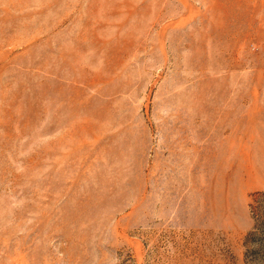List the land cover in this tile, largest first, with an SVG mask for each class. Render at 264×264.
I'll list each match as a JSON object with an SVG mask.
<instances>
[{"label": "rangeland", "instance_id": "rangeland-1", "mask_svg": "<svg viewBox=\"0 0 264 264\" xmlns=\"http://www.w3.org/2000/svg\"><path fill=\"white\" fill-rule=\"evenodd\" d=\"M0 264H264V0H0Z\"/></svg>", "mask_w": 264, "mask_h": 264}]
</instances>
